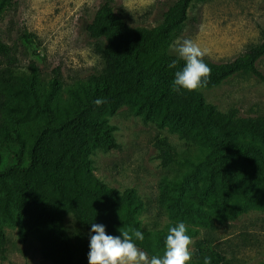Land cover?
<instances>
[{"label":"trees","instance_id":"1","mask_svg":"<svg viewBox=\"0 0 264 264\" xmlns=\"http://www.w3.org/2000/svg\"><path fill=\"white\" fill-rule=\"evenodd\" d=\"M195 0H176L153 28L131 27L118 14L110 0L103 2L85 30L95 41L94 52L104 67L89 85L74 92L67 103L55 100L61 69L44 85L40 68L34 61L29 73L19 64L18 50L0 37V111H10L16 124L15 163L2 168L0 150V252H6L5 225L18 227L19 239L27 245L31 239L40 244L42 256L52 264H89L91 224H102L106 234L121 236L119 229L132 234L139 230L136 246L149 257L159 256L162 244L157 235L141 226L137 215L144 202L133 188L120 190L101 181L95 174L89 153L92 147L110 151L119 148L113 131L102 116L115 115L126 108L145 120L157 119L176 124L174 131L188 145L187 152L177 153L166 140L161 141L162 165L178 170L186 164L194 167L192 156L200 152L199 167L219 177L229 186L225 195L215 192L201 195L194 173L161 184V203L188 214L208 206L224 203L238 195L241 210L252 208L264 213V149L242 142L240 138L259 141L264 148V115L243 117L238 109L222 113L205 102L201 88L218 87L227 79L248 73L262 78L257 63L264 56V41L242 56L226 63L203 60L211 69L206 86L189 91H173L175 73L185 61L170 53L181 35ZM210 1V0H202ZM16 0H0V19L13 8ZM27 42L28 36L23 35ZM177 61L175 68L169 65ZM97 99H103L100 106ZM198 154V155H199ZM229 154L262 165L259 176L242 186L230 175ZM194 169V168H192ZM73 215L81 231L70 235L66 216ZM227 264L218 250L209 249L205 241L196 244L188 264Z\"/></svg>","mask_w":264,"mask_h":264},{"label":"rangeland","instance_id":"2","mask_svg":"<svg viewBox=\"0 0 264 264\" xmlns=\"http://www.w3.org/2000/svg\"><path fill=\"white\" fill-rule=\"evenodd\" d=\"M106 0H16L13 8L0 19V37L18 50L21 69L29 73L30 61L40 68L44 85L54 77L53 70L61 69L60 82L55 100L67 103L74 92L89 85L94 75L104 67L95 54L94 44L85 30L100 5ZM116 12L131 27L153 28L162 21L163 13L176 0H110ZM28 36L27 42L22 36ZM195 41L205 51L203 60L213 63L231 62L251 47L264 41V0H195L181 35ZM172 45V46H173ZM170 53L177 56L170 48ZM1 60V59H0ZM262 78L248 73L237 74L218 87L201 88L205 102L226 113L238 109L243 117L264 115V56L257 63ZM12 113L0 111V150L2 168L15 163L16 141L8 134H15L16 124ZM114 127L118 149L105 151L92 147L89 158L94 174L104 183L124 190L133 188L144 202L137 215L141 226L159 237L162 244L160 257L165 251V241L170 227L185 223L193 244L205 241L212 250L220 251L227 264H264V213L252 208L241 210L238 195L224 203L211 202L208 206L188 214L161 203V184L194 173L201 186V195L215 192L225 195L229 186L219 177H213L206 167H199L200 152H195V165L186 164L181 171L177 167L162 165L161 141L166 142L179 154L187 152L188 145L174 131L176 124L151 116L133 115L126 108L117 114L102 116ZM243 142L263 148L251 138ZM199 154V155H198ZM230 175L240 180L242 186L262 172L261 163L254 158L249 164L242 158L229 154ZM194 168V169H192ZM65 224L70 235L81 231L73 215L66 216ZM6 252H0V264H52L40 251V244L31 239L23 245L18 227L5 225Z\"/></svg>","mask_w":264,"mask_h":264},{"label":"clouds","instance_id":"3","mask_svg":"<svg viewBox=\"0 0 264 264\" xmlns=\"http://www.w3.org/2000/svg\"><path fill=\"white\" fill-rule=\"evenodd\" d=\"M171 47L178 58L186 62L175 73L173 91L178 92L181 88L195 91L206 86L211 69L203 61L205 51L195 41L187 38L176 41ZM176 65L177 61H173L169 67L175 68ZM103 103V99L95 101L97 106ZM119 231L122 238L106 234V227L102 224H91V233L94 234L90 236L89 264H188L192 259L190 245L193 240L186 234L188 229L183 222L169 228L162 257H149L136 246L133 237L143 241L144 235L141 231L135 230L132 234L121 229ZM204 264H211V257L205 256Z\"/></svg>","mask_w":264,"mask_h":264}]
</instances>
